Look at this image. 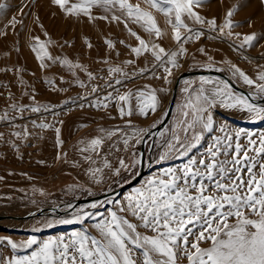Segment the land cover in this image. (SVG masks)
<instances>
[{
  "label": "rangeland",
  "instance_id": "374dc122",
  "mask_svg": "<svg viewBox=\"0 0 264 264\" xmlns=\"http://www.w3.org/2000/svg\"><path fill=\"white\" fill-rule=\"evenodd\" d=\"M241 1L213 0L212 15L204 20L215 19L218 27L213 29L204 23L203 31L181 28L180 43L168 22L174 16H165L151 7L149 0L128 2L139 4L142 11L155 18L162 33L159 37L145 30L150 25L143 19L137 20L135 14L129 17L119 6L108 11L93 6V19H89L83 13H66L53 0H0V216L24 215L1 216L0 264L12 257L29 256L36 248L34 245L13 250L8 240L20 245L33 237L38 242L61 236L67 239L73 232L99 237L94 225L110 218L111 212H118L127 197L135 196L136 190L146 187L148 181L170 178L163 173L182 168L190 159L208 161V149L217 147V138L224 145L228 143L225 138L232 137L234 147L236 134L241 133L239 142L247 146V134L258 139L264 133V118L248 112L237 99L255 103L225 79L208 74L181 78L191 72L213 71L264 98V92L259 90L264 85V80L259 79L264 74V24L251 33L256 37L251 45L244 43L236 23L233 29L219 30L229 9H238ZM73 3L80 0H69V6ZM114 15L120 19L113 20ZM186 18L185 15L184 22ZM129 30L146 42L148 50H142L131 63L130 59L117 64L101 62L99 46L103 47L106 41L112 45L118 41L131 48L140 46ZM229 31L232 35H228ZM35 37L45 44L51 60L37 59L38 53L33 51ZM153 45L169 54L178 53V67L172 68L171 75L165 71V67H171L167 63L169 57L161 54L157 60L153 52L158 48L153 49ZM181 47L186 51L181 53ZM110 53L109 49L106 57ZM65 59L71 65L62 63ZM116 68L121 71H112ZM237 68L253 83H246ZM217 90L221 94L216 95ZM152 91L157 97L156 110L146 108L148 114L141 115L139 107L146 101L137 97L140 92L147 97ZM201 91L213 100L210 107L201 100L206 113L197 111ZM128 93L132 95L127 102L119 100ZM229 104L236 106L228 107ZM32 107H40V111L32 112ZM121 107L125 112L130 109L132 115L122 117ZM209 115L213 121L211 131L198 120L202 116L206 122ZM41 124L51 127H38ZM56 128L60 129L59 144ZM196 137H200L199 141ZM93 139L102 142L92 146ZM192 144L195 147L182 155ZM141 158L145 174L133 186L113 198L93 203L96 207L74 205L75 201L110 193L130 183L140 174ZM218 159L226 157L220 155ZM47 207H57L61 215H38ZM34 209L37 211L32 213ZM77 216L81 218L78 222L58 223ZM189 227L196 232V227ZM178 264L188 261L182 258Z\"/></svg>",
  "mask_w": 264,
  "mask_h": 264
},
{
  "label": "snow or ice",
  "instance_id": "6c2138e0",
  "mask_svg": "<svg viewBox=\"0 0 264 264\" xmlns=\"http://www.w3.org/2000/svg\"><path fill=\"white\" fill-rule=\"evenodd\" d=\"M204 2L205 0H149L151 7L165 16H174V20L169 19L168 22L172 25L178 42L182 39L180 29H188L183 19L185 15L198 23H207L213 29L218 27L215 19L205 21L193 10L194 6L198 7ZM53 3L68 14L83 13L89 19H93V6L103 7L105 11L119 6L121 10L127 11L129 17L135 14L137 20L143 19L150 25L145 28L149 33L154 32L157 37L162 34L155 18L142 11L139 4L132 5L128 0H80V3L70 6L69 0H53ZM235 10L237 9H229L227 12L224 25L219 27L221 32L224 28L234 27L231 17ZM112 19L119 20L120 17L114 15ZM129 31L140 44L139 47L132 48V52L140 55L142 50L147 51L146 42L137 33ZM199 35L200 33L196 34L197 38ZM228 35H232V32L229 31ZM34 39L36 45L33 51L38 53L37 59L43 61L47 57L51 60L45 44L40 42L39 37ZM255 39V34L243 37L244 43L249 45ZM106 43L113 47L111 41ZM88 46L91 47L90 44ZM152 47L158 48V51L153 52L157 60L162 58L161 54L169 57L167 63L171 67H165V71L171 75L172 68L178 67V53L169 54L157 45ZM184 51L186 50L181 47L180 52ZM62 63L71 65V61L67 59ZM41 66L44 67L43 63ZM112 71L120 72L121 69ZM236 71L246 83H253L240 69L237 68ZM259 79L264 80V74ZM165 80L167 81V77ZM259 90L264 92V85ZM219 94L221 91L217 90L216 95ZM131 95H122L119 100L127 102ZM137 98L146 101L139 107L141 115L148 114L146 108L153 112L156 110L157 97L154 91L147 97L144 92H140ZM201 100L209 107L213 100L204 96L202 91L197 97V111L206 113L207 109L201 105ZM237 103L242 104L248 112L264 118V107L242 99H237ZM227 106L235 107L236 104ZM31 111L39 112L40 107H32ZM120 113L122 117L132 115L130 109L125 112L123 107L120 108ZM198 120L203 122L205 129L212 130L210 115L206 122L202 116ZM38 127L51 126L41 124ZM55 131L59 144L60 129L56 128ZM240 135L241 133L236 134L234 147L232 137H226L228 143L224 145L217 138V147L208 149V161L193 158L182 168L168 169L163 173L164 177L170 178L148 181L146 187L137 189L136 195L127 197V203L118 209L124 215L113 211L110 218L102 219L94 225L99 237L85 232H73L67 239L61 236L38 242L33 237L20 245L8 240L7 243L13 250L18 247L30 249L34 245L36 248L29 256L12 257L6 264H178L182 258L187 259L188 264H264V133H260L258 139L247 134V146L239 142ZM195 139L199 141L200 137ZM101 142L100 139H93L91 144L97 146ZM193 147L195 144L189 145L182 155H187ZM220 155L226 159L219 160ZM229 156L230 159L227 158ZM121 164L123 165V161ZM92 207L96 205L93 204ZM80 219L77 216L75 220H60L58 223L69 224ZM189 226L196 227V232ZM189 237L194 239L190 240ZM202 244L208 246L202 247Z\"/></svg>",
  "mask_w": 264,
  "mask_h": 264
},
{
  "label": "crops",
  "instance_id": "0c3cea01",
  "mask_svg": "<svg viewBox=\"0 0 264 264\" xmlns=\"http://www.w3.org/2000/svg\"><path fill=\"white\" fill-rule=\"evenodd\" d=\"M213 6H214L213 0H209V1L205 0V2L202 3L200 6L198 7L194 6L193 10L197 12L203 19L204 17L205 19H207L208 15H212ZM232 21L233 23H236L240 27L242 38L245 35H250L253 31L260 28V24H264V2L262 0H242L239 8L236 10V13L232 17ZM185 23L188 25V29H191V31H203V27H202L203 25L201 23L196 22L194 18L187 17ZM188 29L183 28V31L185 30L188 31ZM205 31H209V30L205 29ZM113 45H114L113 49L109 47L108 44H104L103 47L99 46L101 52H99L98 56L99 59H101V62H111L116 64L118 62L126 63L127 59H130V61H132L138 57L136 53L132 52V48L125 43L119 44V42L116 41L113 43ZM204 45L207 46L209 44L204 43ZM102 49H103V54H102ZM109 49L111 53L109 54L108 57H106L108 55ZM250 53L252 54V52ZM254 53L256 55L258 54L257 52ZM209 62H213V60H209ZM193 76H202V74H195ZM176 108L177 106L175 105V108L172 111L173 112L172 115L174 114V111H176ZM170 117L172 116L170 115Z\"/></svg>",
  "mask_w": 264,
  "mask_h": 264
},
{
  "label": "water",
  "instance_id": "95a60500",
  "mask_svg": "<svg viewBox=\"0 0 264 264\" xmlns=\"http://www.w3.org/2000/svg\"><path fill=\"white\" fill-rule=\"evenodd\" d=\"M195 74H208V75H217L223 79H225L237 92L243 94L244 96L248 97L253 103L255 104H264V98H261L259 96H256V95H253L251 92H249L248 90L238 86L237 84H235L229 77H227L226 75H223V74H219V73H215L213 71H205V72H199V73H189V74H186L185 76H182L181 78H184L186 76H193ZM175 94V92H174ZM169 117V116H168ZM167 117V118H168ZM142 158H141V169H140V174L134 179L132 180L130 183L110 192V193H106V194H102V195H99V196H96V197H93V198H87V199H83V200H78V201H75L74 202V205H90V204H93L97 201H102V200H106L108 198H113L115 197L116 195L118 194H121L124 190L130 188L131 186H133L139 179L141 176H143V174H145V166L142 162ZM52 213H56L58 215H61V211L56 207V208H52V209H44V210H40L38 212V215H43V214H52Z\"/></svg>",
  "mask_w": 264,
  "mask_h": 264
},
{
  "label": "bare ground",
  "instance_id": "6f19581e",
  "mask_svg": "<svg viewBox=\"0 0 264 264\" xmlns=\"http://www.w3.org/2000/svg\"><path fill=\"white\" fill-rule=\"evenodd\" d=\"M180 43H181V42H180ZM258 96H259V95H258ZM263 106H264V105H263ZM169 121H170V120H169ZM165 125H166V124H165ZM50 208L52 209L53 207H47L46 209H50ZM55 208H56V207H55ZM3 211H4V210H3ZM6 211H7V210H6ZM20 211H21V210H20ZM28 211H29V210H28ZM35 211H37V209H34V211H32V213L35 212ZM13 212H14V211H13ZM38 212H39V211H38ZM17 213H18V212H17ZM7 215H8V216H19V217H20L22 214L19 215V213H18L17 215H10V214H7V213H1V216L5 217V218L7 217ZM1 216H0V219L3 218V217H1ZM22 216H24V215H22ZM28 219H30V218H28ZM28 219H27V220H28ZM3 220H4V219H3ZM21 221H22V220H21ZM23 221H24V220H23ZM8 222H9V221H8ZM8 222H7V223H8ZM10 223H13V222H10ZM17 223H18V222H17ZM18 224H19V223H18ZM9 225H10V224H9Z\"/></svg>",
  "mask_w": 264,
  "mask_h": 264
}]
</instances>
